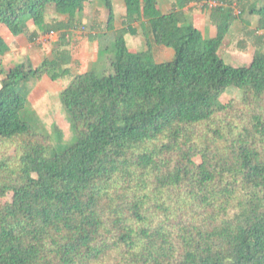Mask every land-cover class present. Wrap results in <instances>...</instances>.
Listing matches in <instances>:
<instances>
[{
  "label": "trees",
  "instance_id": "obj_1",
  "mask_svg": "<svg viewBox=\"0 0 264 264\" xmlns=\"http://www.w3.org/2000/svg\"><path fill=\"white\" fill-rule=\"evenodd\" d=\"M91 2L0 0L14 37L57 34L38 67L26 57L0 72V144L17 148L0 159V264H264V51L244 67L220 56L238 20L227 0H174L169 12L124 0L120 29L114 0H102L106 31L89 36L98 65L73 77L69 47ZM238 6L264 31V0ZM52 8L66 19L50 20ZM141 33L148 49L131 50L126 37ZM155 47L174 59L158 63ZM44 77H72L60 94L70 143L23 116L29 84ZM230 90L242 100L223 101Z\"/></svg>",
  "mask_w": 264,
  "mask_h": 264
},
{
  "label": "rangeland",
  "instance_id": "obj_2",
  "mask_svg": "<svg viewBox=\"0 0 264 264\" xmlns=\"http://www.w3.org/2000/svg\"><path fill=\"white\" fill-rule=\"evenodd\" d=\"M229 4L238 17V20L233 25L230 33L227 35L223 46L220 50V56L226 61L227 64L234 67H244L249 66L253 62L255 53L258 49L264 51V31H257V18L251 16L248 12L241 15V9L238 6V0H227ZM174 0H160V5L164 12H169L172 9V4ZM116 11L118 14V20H121L120 16L123 14V1L115 0ZM108 10L103 7L102 0H92L89 7V20H105L102 21V26L99 28L101 31H106V23L108 20ZM194 20H196L199 28L206 33L207 38L213 37L212 35L216 33V29L213 28L209 17L204 12L198 10L194 13ZM58 15L55 9L52 8L48 11V18H56ZM61 20L66 19L65 16H59ZM99 25V23H97ZM118 25H122L118 21ZM86 29H81L75 33L72 38H74L72 45L69 50L76 57V61L71 66V75L87 72L90 67L98 65L96 58L97 48L93 46L92 41L89 36L92 31V23L86 25ZM122 27V26H120ZM6 30L5 26L0 25V29ZM98 28V29H99ZM207 28H213L214 33L209 34L206 32ZM2 29V30H3ZM94 29V28H93ZM141 29V28H139ZM8 30V29H7ZM128 47L131 50L146 51L148 49L146 40L141 33V36L132 37L131 35L126 37ZM44 46L41 43L38 44ZM54 45L53 43H48L45 48H37V54L33 55L34 63H41V59H45L47 56L52 57ZM154 56L158 58V61H171L172 58L166 53L164 47H155ZM94 58V59H93ZM160 58V59H159ZM3 61L0 58V63ZM33 63V64H34ZM35 66V64H34ZM92 66V67H93ZM102 65L98 66L101 69ZM68 79L50 83L43 79L33 80L29 84L30 96L27 108L23 114L25 120L29 121L31 124L36 126L39 132L44 134H53L54 128L57 127L63 133V140L65 143H70L73 139V132L71 124L68 120L67 114L61 104L60 94L66 86L69 85ZM2 76L0 73V88H1ZM68 80V81H67ZM66 84L63 85V83ZM231 100H236L240 102L242 100V93L238 90H230L223 96V101L228 102ZM17 154V148L13 144H0V159L15 156ZM12 194L9 195V199H12Z\"/></svg>",
  "mask_w": 264,
  "mask_h": 264
},
{
  "label": "crops",
  "instance_id": "obj_3",
  "mask_svg": "<svg viewBox=\"0 0 264 264\" xmlns=\"http://www.w3.org/2000/svg\"><path fill=\"white\" fill-rule=\"evenodd\" d=\"M123 1V14H121L120 18L121 20H117V25H118V21L123 22V17L125 16L126 14V6H125V2L124 0ZM114 7H115V10H116V5H115V0H114ZM195 6L192 5L188 8H186V11L188 12L191 8H194ZM198 12V11H195V13ZM117 13V11H116ZM118 15V14H117ZM119 18V17H118ZM210 20V19H209ZM102 21H105V20H100V22H98V20H89L90 23H92V26L94 27L93 31L91 32L92 33V36L95 37L96 35H98L99 33H104L105 31H101V29L99 28V26L101 27L102 26ZM99 23V25L97 24ZM122 25H118V29H120ZM139 27V25L137 26ZM99 28V29H98ZM214 28V27H213ZM213 28H207L206 32L211 34L214 33V29ZM3 29V28H2ZM0 29V34L1 36L6 40V42L9 44L10 46V52L5 55V56H0L1 60L3 61L2 63H0V72L1 70L3 69H7V68H10L12 66H15V65H18V64H21L23 61H24V58L28 57L32 60V62L34 63V59H33V55H36L37 54V48H45L46 49V46L47 45H44V46H40L38 44H40V42L35 41V42H30L28 40V38L26 36H19V37H14L10 32L9 30H2ZM34 31H37V28H33ZM75 33H78V32H75ZM74 33V34H75ZM73 34V36H74ZM206 34V33H205ZM129 36V35H128ZM214 36V34L212 35ZM74 40V38H72ZM91 40V39H90ZM57 41V39L55 41H53L52 43L54 44L55 42ZM92 43H93V46H95V48H97V52H96V58L99 59V50H100V43H99V40L96 39V40H91ZM43 45V44H42ZM166 49V48H165ZM34 53V54H33ZM166 53L167 55H169V57L172 58V60L174 59L175 57V52L173 50H170V49H166ZM33 54V55H32ZM49 57V56H47ZM74 57V55H73ZM76 57L74 58V61ZM94 59V58H93ZM155 59L158 63H163V62H166V61H158V58H156L155 56ZM160 59V58H159ZM43 58L41 59V63L43 62ZM98 62V60H97ZM41 63H34L35 64V67H38ZM93 66V64H92ZM92 66L90 67V69L92 68ZM89 69V70H90ZM88 70V71H89ZM68 79V78H66ZM43 80L45 81H48L50 83H53L52 80L49 78V77H44ZM72 80V78L68 81V83H70ZM66 84V82L63 83V85ZM67 87V86H66ZM65 87V88H66ZM64 88V89H65Z\"/></svg>",
  "mask_w": 264,
  "mask_h": 264
},
{
  "label": "built area",
  "instance_id": "obj_4",
  "mask_svg": "<svg viewBox=\"0 0 264 264\" xmlns=\"http://www.w3.org/2000/svg\"><path fill=\"white\" fill-rule=\"evenodd\" d=\"M220 4L217 2V1H211L209 3V6L211 8H215V7H218ZM57 39V34L55 32H51L50 34L48 35H45V36H41L39 39H38V42H40L41 44L43 45H47L48 43H51L53 41H55Z\"/></svg>",
  "mask_w": 264,
  "mask_h": 264
}]
</instances>
